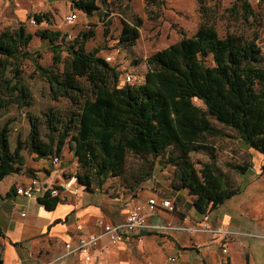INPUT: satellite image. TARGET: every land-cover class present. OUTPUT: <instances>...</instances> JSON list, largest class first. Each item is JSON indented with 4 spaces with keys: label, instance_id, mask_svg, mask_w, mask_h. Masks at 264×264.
<instances>
[{
    "label": "trees",
    "instance_id": "1",
    "mask_svg": "<svg viewBox=\"0 0 264 264\" xmlns=\"http://www.w3.org/2000/svg\"><path fill=\"white\" fill-rule=\"evenodd\" d=\"M99 3L106 0H71V7L91 16ZM243 8L252 13L247 2ZM29 17L36 24L51 23L46 12ZM134 23L140 25L141 19L135 17ZM34 35L48 42L52 52L50 66L35 65L49 85L50 98L69 100L64 108L50 105L38 114L28 111L34 96L21 69V62L31 58L28 47ZM92 36V30L81 31L65 46L69 59L63 62L61 30L38 26L30 32L22 23L0 30V114L12 106L25 109L29 123L27 136L14 145L10 121L0 126V180L11 174L34 176L22 150L35 159L53 154L61 159L67 143L76 159V181L88 190L120 177L124 191L135 196L159 165L172 168L167 178L171 187L186 189L200 213L238 193V187L226 184L210 138L238 139L264 153V51L257 37L220 36L213 25L201 23L191 36L149 55L142 82L120 86L121 72L98 55L101 48L87 50ZM134 39L135 28L124 26L120 44H133ZM196 151L208 155L199 168L191 157ZM129 155L139 157L135 167L128 168ZM224 164L238 173L250 166L248 161ZM37 201L50 210L60 196L46 190Z\"/></svg>",
    "mask_w": 264,
    "mask_h": 264
},
{
    "label": "crops",
    "instance_id": "2",
    "mask_svg": "<svg viewBox=\"0 0 264 264\" xmlns=\"http://www.w3.org/2000/svg\"><path fill=\"white\" fill-rule=\"evenodd\" d=\"M224 143L228 145V150H223L228 156L226 161H248L250 166L238 173L220 165L226 184L238 187L239 192L206 213L198 212L187 190L173 189L156 167L135 196L126 193L123 187L104 185L88 190L79 185L76 193L62 192L60 202L48 210L37 201L42 193L25 198L15 195V187L27 185L34 177L49 187L70 175L60 166L53 167L46 157L40 158L50 163L44 169L37 165L38 161L26 162L34 176L11 174L0 180L3 183L0 185L2 264H216L223 258L219 247L222 237L227 241V263L224 264H264V153L238 139L226 138ZM72 159L77 165L73 155ZM62 163L65 162L61 158ZM152 196L170 199L176 210L148 216L149 227L123 242L111 244L101 239L99 245L105 248L101 255L97 249L65 251L64 243H74L78 237L77 224L87 232H94L98 219L119 223L131 203L143 202ZM202 225L217 229L218 233L185 230V226L200 228Z\"/></svg>",
    "mask_w": 264,
    "mask_h": 264
},
{
    "label": "rangeland",
    "instance_id": "3",
    "mask_svg": "<svg viewBox=\"0 0 264 264\" xmlns=\"http://www.w3.org/2000/svg\"><path fill=\"white\" fill-rule=\"evenodd\" d=\"M244 2L249 4L252 13L247 14L244 10ZM71 11L77 14V18L74 24L67 25L65 16ZM33 12L49 13L51 23L32 22L34 19L29 17V14ZM135 17L141 19L138 26L134 23ZM21 23L30 32H34L38 26L61 30L65 34L64 41H61L63 62L69 59L65 46L76 36L79 37L81 31L92 30L94 36L88 40L86 48L93 50L100 47L99 56H112L110 64L121 72L118 77L120 86L123 85L122 79L127 73L136 77L135 83L142 82L147 70L146 58L155 51L177 42L183 36H191L201 23L213 25L220 36L229 33L256 36L258 45L264 51V0H106L105 5L99 3L98 11L91 16L73 9L71 0H0V30ZM126 25L135 28V39L133 44L123 46L119 42V36ZM28 48L31 58L21 62L23 80L29 85L34 96L33 105L28 111L38 114L50 105L60 108L68 106L67 98L60 97L56 101L50 98L49 85L35 68L36 64H52V52L48 42L34 35ZM62 67L63 63L57 65L59 70ZM193 101L201 105L200 100ZM6 120L10 121L12 128L10 138L13 145L18 138L24 139L27 136L29 123L25 109L20 111L14 106L10 107L0 114V126ZM213 124L222 128V125L215 121ZM210 139L215 146L221 148L216 151V159L224 167L225 161L228 160L227 153L223 151L228 150V145L224 143L226 138L213 136ZM22 153L28 164L38 161L40 163L36 164L43 169L50 164L45 159L36 160L25 150H22ZM61 156L65 163L58 166L66 175H73L77 166L73 164L72 152L67 143ZM191 157L199 168V162L207 159L208 155L204 151H196L191 153ZM139 161V157L129 155L128 168L135 167ZM156 170H159V174H163L165 179L171 177L170 166L161 168L157 165ZM105 187L121 188L122 180L120 177H110L106 180ZM192 252L196 253L195 250Z\"/></svg>",
    "mask_w": 264,
    "mask_h": 264
},
{
    "label": "built area",
    "instance_id": "4",
    "mask_svg": "<svg viewBox=\"0 0 264 264\" xmlns=\"http://www.w3.org/2000/svg\"><path fill=\"white\" fill-rule=\"evenodd\" d=\"M77 15L75 12H70L65 16V22L67 25L74 24ZM34 22V20H31ZM108 62L112 60L111 55H106L104 57ZM136 80V77L127 73L122 79V83H131ZM51 165L53 167H58L61 163V159L58 155H51L48 157ZM79 185L76 181L75 175H70L68 177H62L56 183H53L49 187H44L42 182L36 177L31 178L29 183L25 186H16L14 189L15 195L23 196L25 198H34L37 194H43L46 190H50L52 195H61L62 192L68 191L71 193H76L78 191ZM41 196V195H40ZM168 211L174 212L176 206L173 201L167 198L157 199L155 196L149 197L143 202H133L129 205L126 212L124 220L119 223L111 224L103 219H98L96 222L97 230L94 232H87L84 228L77 224L76 230L79 232L77 239L72 243L67 241L64 243V248L67 253L80 252L82 250L97 249L101 255L104 252V247L99 245L101 239L105 238L108 243L117 244L125 241L126 238L134 233H139L142 230L149 227L147 224V217L155 214L158 211ZM185 230L189 232H196L197 230H211V232H217V229H212L209 226L202 225L199 227L195 226H185ZM219 247L223 258L216 262V264L227 263V241L225 237L219 240ZM89 258V257H87ZM173 260V258H169ZM147 264H155L148 262Z\"/></svg>",
    "mask_w": 264,
    "mask_h": 264
}]
</instances>
